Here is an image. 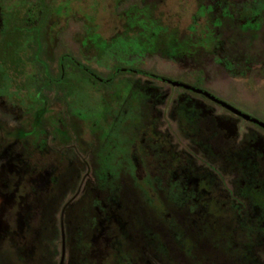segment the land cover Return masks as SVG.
I'll return each instance as SVG.
<instances>
[{
  "label": "flooded vegetation",
  "instance_id": "1",
  "mask_svg": "<svg viewBox=\"0 0 264 264\" xmlns=\"http://www.w3.org/2000/svg\"><path fill=\"white\" fill-rule=\"evenodd\" d=\"M104 3L101 38L136 33L129 56L99 64L106 77L68 53L50 75L43 48L32 100L0 90V264H180L151 230L181 209L227 264H264V115L249 109L264 91L229 88L264 79V48L245 44L264 0ZM152 55L172 73L141 69ZM175 236L192 264H216Z\"/></svg>",
  "mask_w": 264,
  "mask_h": 264
},
{
  "label": "rangeland",
  "instance_id": "2",
  "mask_svg": "<svg viewBox=\"0 0 264 264\" xmlns=\"http://www.w3.org/2000/svg\"><path fill=\"white\" fill-rule=\"evenodd\" d=\"M39 2L40 4L34 6L31 4V0H0V90L23 102L28 98L30 100L33 98V92L28 85L29 79L44 77L39 66V64L42 65V59L38 56L43 48L49 52L47 54L49 61L47 71L50 75L55 74L56 59L62 53H68L80 60L91 72L100 77H106L108 70L99 64L106 62L107 55L113 56V52L122 51L126 58L129 56L128 54H131L128 53L131 50H127V47L134 48L136 44V33L132 32H118L114 37L108 39L99 36V25L95 21H97V16L104 12L105 0H39ZM143 5L145 4H116L114 12L118 15L128 14L131 11L141 10ZM155 7L158 11L162 6L158 4ZM38 10L43 13L40 19ZM245 44L252 47L261 44L264 48V8L259 31L250 36ZM100 51H104L102 57H99ZM65 64L63 65L71 66L68 62ZM139 67L154 73H172L170 72V62L160 60L158 55L148 57L146 63L140 64ZM71 76V72L65 70L63 77L67 79ZM86 76L87 79L91 77L90 75ZM246 82L252 83L250 89H253V92L264 91V79L259 77L258 80L256 76L249 77V80L235 78V84L229 88L236 92L241 87L239 83ZM80 84L85 87L88 83L80 82ZM18 85H22V87L20 88ZM260 100L258 102L250 101L249 109L262 110L263 108L264 115V99L261 102ZM194 216L196 215L188 214L185 209L178 210L173 214L177 227L153 225L152 239L157 240L159 236L161 241H165L169 253L178 257L180 264H192L191 259L182 255L176 242L175 234L182 233L190 240L195 239V253L208 256V261L213 257L216 264H227L223 250L214 247L209 236H200L199 228L201 226H197ZM223 230L226 231L225 228ZM155 240L151 241L152 244ZM152 253L154 252L152 251ZM228 264L234 263L228 261Z\"/></svg>",
  "mask_w": 264,
  "mask_h": 264
}]
</instances>
